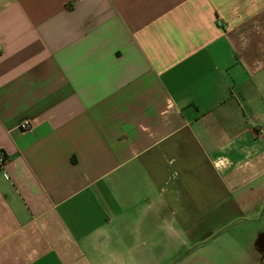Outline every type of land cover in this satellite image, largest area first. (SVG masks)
<instances>
[{
    "label": "crops",
    "instance_id": "0c3cea01",
    "mask_svg": "<svg viewBox=\"0 0 264 264\" xmlns=\"http://www.w3.org/2000/svg\"><path fill=\"white\" fill-rule=\"evenodd\" d=\"M262 129L264 0H0V264H164L264 222Z\"/></svg>",
    "mask_w": 264,
    "mask_h": 264
},
{
    "label": "rangeland",
    "instance_id": "374dc122",
    "mask_svg": "<svg viewBox=\"0 0 264 264\" xmlns=\"http://www.w3.org/2000/svg\"><path fill=\"white\" fill-rule=\"evenodd\" d=\"M260 216L237 212L229 224L164 264H264V254L253 244L257 232L264 231V222L255 220Z\"/></svg>",
    "mask_w": 264,
    "mask_h": 264
},
{
    "label": "built area",
    "instance_id": "2783aa9c",
    "mask_svg": "<svg viewBox=\"0 0 264 264\" xmlns=\"http://www.w3.org/2000/svg\"><path fill=\"white\" fill-rule=\"evenodd\" d=\"M18 127L23 131L29 130L33 128V122L30 119H24L19 123ZM262 133H264V129H262ZM6 161L5 153L0 150V169H4Z\"/></svg>",
    "mask_w": 264,
    "mask_h": 264
}]
</instances>
